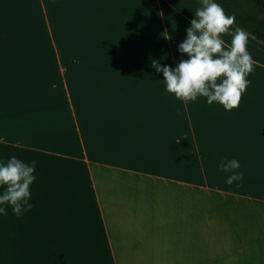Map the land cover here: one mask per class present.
<instances>
[{"label": "crops", "instance_id": "1", "mask_svg": "<svg viewBox=\"0 0 264 264\" xmlns=\"http://www.w3.org/2000/svg\"><path fill=\"white\" fill-rule=\"evenodd\" d=\"M194 2L0 0V160L37 161L0 264H264V88L226 111L151 64L186 58Z\"/></svg>", "mask_w": 264, "mask_h": 264}, {"label": "clouds", "instance_id": "2", "mask_svg": "<svg viewBox=\"0 0 264 264\" xmlns=\"http://www.w3.org/2000/svg\"><path fill=\"white\" fill-rule=\"evenodd\" d=\"M192 11L194 18L186 37L178 44V52L187 54L186 58L175 67L162 66L153 59L152 67L163 73L165 90L178 100L195 102L205 97L206 103H219L230 111L239 106L251 84L246 77L257 64L248 50V33L234 26L235 15L227 14L218 0H201V6ZM225 34L231 36L230 46L223 39ZM36 167V160L26 163L14 155L6 162L0 160V215H7L8 206L17 216L34 207L30 185L36 180ZM240 167L236 158H222L217 164L218 170L227 174L225 182H236V187L244 178V173L237 171Z\"/></svg>", "mask_w": 264, "mask_h": 264}, {"label": "trees", "instance_id": "3", "mask_svg": "<svg viewBox=\"0 0 264 264\" xmlns=\"http://www.w3.org/2000/svg\"><path fill=\"white\" fill-rule=\"evenodd\" d=\"M227 14L235 15L234 25L264 44V0H218Z\"/></svg>", "mask_w": 264, "mask_h": 264}, {"label": "rangeland", "instance_id": "4", "mask_svg": "<svg viewBox=\"0 0 264 264\" xmlns=\"http://www.w3.org/2000/svg\"><path fill=\"white\" fill-rule=\"evenodd\" d=\"M179 1H180V7H181V9H186L185 5L187 3V0H179ZM194 3H195V7L196 8H198V7L201 6V0H195ZM183 28L184 27H182L181 29H183ZM184 33L185 32H182L183 35H185ZM227 36H228L227 39L228 40H231V36L230 35H227ZM223 37H225V35ZM248 37L249 38H252L254 40V42H256L257 44H259L258 46H259L260 49L264 50V44L263 43L257 41L256 39H254L253 37H251L249 34H248ZM248 50L250 51L251 49L248 48ZM262 50H260V53H258V55L255 54V58H257V59H264V52H262ZM249 77L254 78V80L257 82V84L260 85V86H256V87L264 88V85H263L264 84V70L263 69L258 68V71H253L246 78L248 79Z\"/></svg>", "mask_w": 264, "mask_h": 264}]
</instances>
